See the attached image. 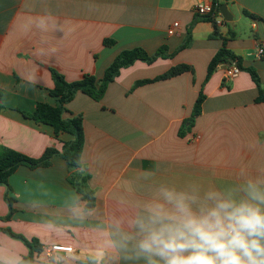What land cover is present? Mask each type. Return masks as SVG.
<instances>
[{
    "label": "crops",
    "instance_id": "obj_1",
    "mask_svg": "<svg viewBox=\"0 0 264 264\" xmlns=\"http://www.w3.org/2000/svg\"><path fill=\"white\" fill-rule=\"evenodd\" d=\"M200 3L214 0H0V147L31 158L57 151L49 167L21 165L8 185L0 184V264H18L30 253L7 229L39 242L42 252L32 264H96L99 250V264H143L105 246L113 217L134 215L161 187L222 188L241 175H264V102H257L248 71L256 70L264 89V57L257 56L264 0L225 2L233 20L214 14L218 37L196 13ZM174 23L179 26L170 35ZM224 39L243 70L227 81L221 66L207 79ZM162 47L167 58L123 68L101 101L76 92L65 104L63 118L81 116L85 134L83 167L69 168L63 144L74 136L57 138L52 126L26 116L38 103L57 104L50 69L68 82L86 74L101 80L123 51L142 48L152 56ZM182 64L194 72L133 89ZM202 91V114L187 129ZM87 174L95 197L90 210L70 181ZM8 199L14 211L5 219ZM56 245L74 252L50 253Z\"/></svg>",
    "mask_w": 264,
    "mask_h": 264
},
{
    "label": "clouds",
    "instance_id": "obj_2",
    "mask_svg": "<svg viewBox=\"0 0 264 264\" xmlns=\"http://www.w3.org/2000/svg\"><path fill=\"white\" fill-rule=\"evenodd\" d=\"M130 217H113L106 247L143 264H264V175L237 183L177 189ZM76 211H79L77 209ZM104 256L97 252L96 264Z\"/></svg>",
    "mask_w": 264,
    "mask_h": 264
},
{
    "label": "trees",
    "instance_id": "obj_3",
    "mask_svg": "<svg viewBox=\"0 0 264 264\" xmlns=\"http://www.w3.org/2000/svg\"><path fill=\"white\" fill-rule=\"evenodd\" d=\"M228 0H214V13L208 16L201 17L202 19L209 21L214 26V36H219L218 24L214 14L219 13V8L222 4ZM246 16L254 20H258L259 17L255 14L244 12ZM223 47L217 52V54L211 60L208 71L207 79L221 66H226L229 61H235L241 70H243L242 62L227 48V39L223 40ZM115 42L113 40L105 41L106 45L112 46ZM165 48H160L155 55L150 56L144 49L135 48L132 50L123 51L114 62L106 70L104 77L101 80H97L95 76L86 74L81 80L76 82H68L65 77L57 70L51 68V75L54 80V88L50 90L51 96L57 98L56 105H50L48 103H38L35 111L26 115L38 123H44L54 128L56 137L58 138L61 133H68L74 136V140L71 143L63 144L62 157L67 162L69 168H81L82 165V153L85 144V134L83 126V118L81 116H73L70 119L65 120L63 118L65 104L72 100L76 92H82L85 95L91 97L95 101H101L108 89L109 84L119 76L120 71L125 68L134 65L136 62L141 61L147 64L154 63L158 58H167L165 55ZM256 83L259 96L257 102H264V89L260 84V78L255 69L248 70ZM193 73V68L189 65L182 64L175 66L168 70L166 73L154 78L146 79L136 82L133 89L150 84L157 81H164L180 76L184 73ZM206 100V96L203 91L200 93L192 116L184 123V127L190 129L195 120L202 114L203 104ZM0 96V111L3 109ZM183 135V132L180 133ZM57 153L55 148L47 149L40 158H31L20 152L0 147V184L8 185L9 177L17 170L21 165H26L32 169L39 167H49L51 165L52 157ZM90 179V175L75 176L70 179L72 185L77 189L81 195V199L87 201L86 209L90 210L95 206V197L92 191L88 189L87 182ZM10 205V215L5 219H10L13 214V200L8 199ZM10 236L15 239L23 241L29 248L30 253L27 257H24L18 264H32L33 258L36 254L42 252V247L37 240H27L25 237L19 234L13 233L11 230H4Z\"/></svg>",
    "mask_w": 264,
    "mask_h": 264
},
{
    "label": "built area",
    "instance_id": "obj_4",
    "mask_svg": "<svg viewBox=\"0 0 264 264\" xmlns=\"http://www.w3.org/2000/svg\"><path fill=\"white\" fill-rule=\"evenodd\" d=\"M196 13L202 17L211 15L212 13H214L213 3L198 4L196 7ZM178 26H179L178 23H174L172 28L169 30V34L173 35L175 33V29ZM257 56L258 58L264 57V42L258 45ZM225 67H226L225 68V80L227 81L235 79L241 73V69L235 61H232L230 65H226ZM49 251L50 253L52 252L72 253L74 252V249L70 246L56 245V246H53Z\"/></svg>",
    "mask_w": 264,
    "mask_h": 264
},
{
    "label": "water",
    "instance_id": "obj_5",
    "mask_svg": "<svg viewBox=\"0 0 264 264\" xmlns=\"http://www.w3.org/2000/svg\"><path fill=\"white\" fill-rule=\"evenodd\" d=\"M219 13L225 21L231 22L233 20V17L231 15L230 11L228 10V7L226 4H222L220 6ZM231 63H232V61H229L226 65H230Z\"/></svg>",
    "mask_w": 264,
    "mask_h": 264
}]
</instances>
